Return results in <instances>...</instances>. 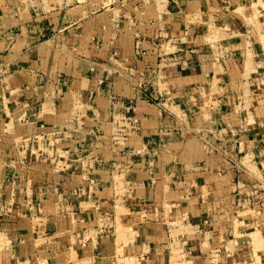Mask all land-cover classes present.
I'll return each mask as SVG.
<instances>
[{"label":"rangeland","instance_id":"374dc122","mask_svg":"<svg viewBox=\"0 0 264 264\" xmlns=\"http://www.w3.org/2000/svg\"><path fill=\"white\" fill-rule=\"evenodd\" d=\"M2 244L264 264V0H0Z\"/></svg>","mask_w":264,"mask_h":264},{"label":"crops","instance_id":"0c3cea01","mask_svg":"<svg viewBox=\"0 0 264 264\" xmlns=\"http://www.w3.org/2000/svg\"><path fill=\"white\" fill-rule=\"evenodd\" d=\"M136 180V179H135ZM146 180V179H145ZM141 184H143V183H141ZM164 186L165 187H167V185H164V181H162V182H160V181H157L156 182V186H155V189H154V191H155V194H156V192H159V191H162V190H164ZM119 187H117V189H118ZM137 189L138 190H141L140 192H141V194L142 195H144V196H148L149 195V193L151 194V189L150 188H147L146 186H143V185H141V186H137ZM145 193H147L146 195H145ZM155 194H154V196H155ZM158 195H159V197H160V200H159V202H158V204L156 203V207L157 206H159V210H163L164 211V194L162 195L161 194V192H160V194L158 193ZM162 197H161V196ZM146 198V197H145ZM155 198V197H154ZM155 202V201H154ZM152 208L150 207V210H147V211H149L147 214H146V217H151V219L150 220H152V221H150L149 223H150V225L152 226V229L154 228V229H159L160 228V226L159 225H155L156 223H158V222H162V220H164V217H163V214L164 213H161V215H160V211H157L156 213H153L152 214ZM152 215V216H151ZM153 217H156V220L158 221V222H156V223H153V221H155L154 220V218ZM65 221V220H64ZM164 222V221H163ZM148 224V223H147ZM149 225V224H148ZM158 237V236H157ZM161 237H162V235H161ZM164 237V236H163ZM162 237V238H163ZM136 248H138L139 249V247L137 246ZM135 248V249H136ZM13 250L6 244H2V247L0 248V257L2 256V255H10V254H12L13 255ZM20 251L18 250V255H20ZM0 264H4V263H1L0 262Z\"/></svg>","mask_w":264,"mask_h":264}]
</instances>
